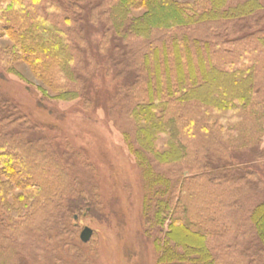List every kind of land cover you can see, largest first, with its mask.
I'll return each mask as SVG.
<instances>
[{
  "label": "rangeland",
  "instance_id": "obj_1",
  "mask_svg": "<svg viewBox=\"0 0 264 264\" xmlns=\"http://www.w3.org/2000/svg\"><path fill=\"white\" fill-rule=\"evenodd\" d=\"M86 1L78 0L71 9L57 2V9L50 10L74 50L73 70L80 83L76 98L57 99L59 91L51 90L27 63L12 60V42L0 37V94L23 116L10 130L22 129L15 137L18 155L25 157L35 183L29 204L11 198L0 204V264H158L154 240L161 234L147 219L145 206L155 186L146 184L133 153L130 111L144 99L145 76L152 68L142 64V55L150 46L185 35L210 42L218 67L252 73L253 104L237 114L240 120L232 127L224 122V138L216 130L219 120L217 126L215 120L206 124L196 104H173L179 126L193 119L199 127L203 121L207 133L197 131L192 138L178 133L186 147L184 159L167 165L151 158V163L173 182L175 217L210 233L216 264H264V249L249 220L264 200V56L257 41L264 34V0L263 9L246 20L155 31L150 39L130 36L124 42L106 32L102 11ZM143 13V8L133 12ZM125 42L139 50L128 66L127 59L120 64L110 58L116 44ZM51 74L57 85L60 81ZM84 227L92 230L86 243L79 239Z\"/></svg>",
  "mask_w": 264,
  "mask_h": 264
},
{
  "label": "trees",
  "instance_id": "obj_2",
  "mask_svg": "<svg viewBox=\"0 0 264 264\" xmlns=\"http://www.w3.org/2000/svg\"><path fill=\"white\" fill-rule=\"evenodd\" d=\"M230 1L86 2L92 9L102 11L100 15L106 20V32L110 31L120 42H124V39L130 36L150 39L155 31L189 28L202 23L228 24L242 21L263 9L261 0H241L237 3ZM57 2L67 4L71 9L76 6L78 0H0V37H9L12 42V60L27 63L51 90L59 91L57 99L69 100L79 96L77 85L80 83L76 79L77 73L73 70L74 50L67 33L50 18V10L57 9ZM140 8L144 9L141 16L133 14L134 10ZM65 21H69L68 17ZM257 41L264 56V34L258 36ZM116 45L119 50L117 49L110 58L120 64L128 60V66L129 59L139 50L126 42ZM212 53L214 49L210 42L197 38L190 40L185 35L150 46L142 55V64L146 68H152H149V75L145 76L147 81L144 99L131 107L130 116L135 128L132 145L136 147L133 153L143 168L146 184L155 186L145 198V206L147 219L151 220V224L154 223V228L161 234L154 240L159 253L158 264H216L213 250L209 247L210 233L196 222L175 217L172 204L175 205L178 200L175 202L173 182L164 178L151 163V158L158 164L167 165L183 160L186 147L179 137L180 132L185 138H192L197 131L205 135L207 129L204 122L207 124L215 120L212 124L217 126L216 120H219L220 124L216 130L220 132V137L224 138V122L232 127L240 120L241 116L237 114L253 104L252 73L247 69L218 67L213 63ZM2 58L4 59L5 55H2ZM51 72V77L60 81L57 85L50 80ZM229 77L234 78L238 84ZM218 78H222L221 84ZM188 102L196 104L202 110L204 122L202 121L199 127V122L193 119H188L184 126H179L172 111L173 104L179 106ZM20 117L23 116H17V107L13 102L0 94V204L8 198L18 205L29 204L28 201L35 190L32 169L25 157L18 155L20 150L17 146L18 139L15 137L22 129H18L20 126L17 125L10 130L19 122ZM249 220L264 249V200L251 210ZM177 228L186 230L196 238L182 234L175 230ZM183 246L196 250V253H190V249L185 251Z\"/></svg>",
  "mask_w": 264,
  "mask_h": 264
},
{
  "label": "water",
  "instance_id": "obj_3",
  "mask_svg": "<svg viewBox=\"0 0 264 264\" xmlns=\"http://www.w3.org/2000/svg\"><path fill=\"white\" fill-rule=\"evenodd\" d=\"M91 235H92V230L89 227H84L79 234V239L83 243H86L91 238Z\"/></svg>",
  "mask_w": 264,
  "mask_h": 264
}]
</instances>
